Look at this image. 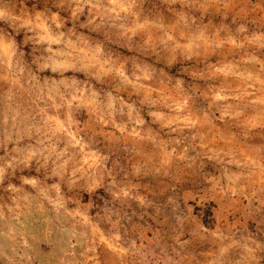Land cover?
I'll return each mask as SVG.
<instances>
[{
	"label": "rangeland",
	"instance_id": "374dc122",
	"mask_svg": "<svg viewBox=\"0 0 264 264\" xmlns=\"http://www.w3.org/2000/svg\"><path fill=\"white\" fill-rule=\"evenodd\" d=\"M0 264H264V0H0Z\"/></svg>",
	"mask_w": 264,
	"mask_h": 264
}]
</instances>
